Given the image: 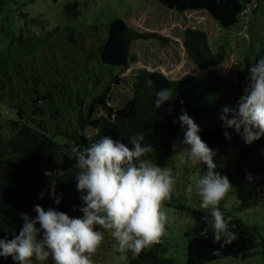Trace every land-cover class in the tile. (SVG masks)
<instances>
[{
    "label": "trees",
    "instance_id": "16d2710c",
    "mask_svg": "<svg viewBox=\"0 0 264 264\" xmlns=\"http://www.w3.org/2000/svg\"><path fill=\"white\" fill-rule=\"evenodd\" d=\"M8 1L0 0V9ZM156 1L180 13L206 11L219 27L245 32L247 38L242 45L246 53L243 65L236 70L235 80L215 71L168 79L159 70L143 67L125 74L127 65L109 62L103 57L104 48L114 36L115 26L111 23L103 25L105 36L98 38V31L84 35L80 29L62 27L60 33L64 37L60 38L61 34L53 37L57 53L53 47H44L54 56H44L42 69L35 61L24 64V54L17 58L0 53V106L11 113L4 118L0 114V238L12 239L18 234L23 226L21 213L35 217L33 209L37 204L45 210L52 207L66 213L73 205L82 204L79 199L82 193L76 189L75 175L79 170L74 167L75 158L69 159L65 154L70 144L88 147L105 135L129 144L130 137L143 132L144 143L155 148L147 158L166 167L171 162L176 140L184 139L178 121L181 110L196 119L218 106H236L244 95L249 68L264 57V30L259 29L253 19L240 22L239 17L247 15L250 9L253 14L257 13L262 0ZM77 5V2H66L63 12L67 17H75L79 13ZM120 24L119 36L127 48L136 39L169 42L156 32H142ZM59 40L67 43L62 46ZM181 45L192 64L203 70L223 64L229 53L222 45L213 49L207 33L197 28L184 30ZM66 50L70 62H61L59 57ZM58 62L63 64V69ZM147 80L152 81L151 87ZM122 86L127 92L120 95L114 106L113 89ZM161 88L172 89L173 98L156 108L155 93ZM221 125L219 119L211 129H203L199 135L209 146L225 145L236 150L233 168L222 170V175L236 186L242 179L249 180V174L251 178L259 176L261 188H256L258 193H255L264 195V136L246 144L243 138L234 137L237 133L234 129ZM225 131L230 139L225 138ZM45 170L53 172V176H46ZM51 179L57 181L59 205L49 198ZM41 192H44L42 198ZM251 193L249 186L237 188V197L241 200ZM205 215L196 213L194 223L184 231L185 264H206L227 257L249 258L257 252L264 257V236L260 233L256 236L239 218L228 220L230 230L237 233L235 240L223 247L219 242L213 243V232L202 219ZM158 245L145 248L139 255L129 251L126 264H176L172 257L160 254ZM3 259L5 264H16L11 256Z\"/></svg>",
    "mask_w": 264,
    "mask_h": 264
},
{
    "label": "clouds",
    "instance_id": "9594fccd",
    "mask_svg": "<svg viewBox=\"0 0 264 264\" xmlns=\"http://www.w3.org/2000/svg\"><path fill=\"white\" fill-rule=\"evenodd\" d=\"M146 83L151 87V80ZM155 95L154 106L160 108L173 98V90L161 88ZM220 120L222 127L241 134L246 144L264 136V57L249 68L244 95L236 106L222 107ZM178 121L184 131L182 143L190 146L186 160L206 165L204 174L195 178L194 186L202 198L199 210L206 212L202 219H211L213 243L219 242L223 247L237 238L219 207L232 184L216 171V150L202 140L199 125L184 110ZM224 136L230 139L227 131ZM144 140L142 132L129 138L131 147L110 135L84 148L70 144L65 154L69 159L75 158L74 167L79 170L75 180L77 191L82 193L79 211L83 215L71 217L52 207L45 210L35 205V217L21 213L23 226L18 234L12 239L0 238V257L11 256L16 264H32L33 258L46 261L49 257L54 264H94L92 256L104 241V232L97 226L117 241V251L122 255L129 251L139 255L145 248L161 243L168 223L165 206L172 198L176 180L171 168L147 158L155 148ZM44 174L53 176L49 170ZM247 178L251 179L250 174ZM56 183V179L50 180L49 198L59 205ZM39 196L42 198L44 192ZM76 208L73 205V210Z\"/></svg>",
    "mask_w": 264,
    "mask_h": 264
},
{
    "label": "rangeland",
    "instance_id": "374dc122",
    "mask_svg": "<svg viewBox=\"0 0 264 264\" xmlns=\"http://www.w3.org/2000/svg\"><path fill=\"white\" fill-rule=\"evenodd\" d=\"M69 1L78 3L79 13L75 17H67L63 12L64 5ZM260 3L261 7L257 13L253 14L251 9L248 10L247 15H240V22L253 19L259 24L257 27L264 30V0ZM106 23H111L115 27L113 38L103 50V57L109 62L127 65L125 74H131L135 69L143 67L147 70H159L168 79H176L184 74L215 71L233 81L236 78L237 68L243 65L242 59L246 53V47L242 43L247 38L244 31L234 32L232 30L235 28L219 27L206 11L180 13L166 8L156 0H9L0 9V53L2 56L15 55L17 58L24 54L22 56L24 64L35 61L42 69L44 56H54V53L52 54L44 47H53L57 53L53 37L61 34L62 27L70 26L80 29L84 35L98 31L99 34L96 36L98 38L99 35L105 36L102 29ZM119 23L121 27L126 25L142 32H156L161 37L168 38L169 42L136 39L127 48L119 36ZM188 27L204 30L213 49L219 45L224 46L229 52L226 61L205 70L196 68L181 45L183 32ZM89 36L91 35L87 37ZM63 37L61 34L60 38ZM59 41L62 46L67 43L63 40ZM95 45L97 46L98 43L96 42ZM63 54L67 57L61 54L62 56L59 57L61 62L64 60L70 62L68 51L66 50ZM61 62L58 64L63 69ZM53 63L56 69L57 62ZM74 85L81 87L79 84ZM123 92H127L124 86L113 89L112 104L114 106L118 104L116 100H119ZM224 106L231 105L215 107L193 120L201 130L211 129L219 122L221 109ZM0 114L2 118L11 115L9 110L1 106ZM234 137L242 138L239 133H235ZM182 141L181 138L176 140L171 162L166 166L173 170L176 183L172 198L166 202L165 206L168 215L167 231L157 247L160 254L172 257L176 264H185L184 231L194 223L196 213H206L204 210H199L202 198L194 186L195 178L204 174L206 165L193 164L191 160H186L190 146ZM209 147L216 150L214 157L217 164L216 171L222 174V170L233 168L236 150L225 145ZM239 186L251 187L252 193L247 199L241 200L237 197ZM256 188H261L259 176L249 180L242 179L238 186L232 184L231 190L220 202L219 207L227 220L232 217L239 218L256 236L259 233L264 236V195L258 196ZM80 206L82 204L77 206L76 210L68 211L67 214L71 217L82 216L83 213L79 211ZM207 228L212 231L211 219L207 221ZM97 230L104 232V241L92 256L94 264H126L128 259L126 254L122 255L117 251V241L99 226ZM0 264H5L3 257H0ZM32 264H54V262L51 257L46 261L33 258ZM206 264H264V257L257 252L249 258L227 257Z\"/></svg>",
    "mask_w": 264,
    "mask_h": 264
}]
</instances>
